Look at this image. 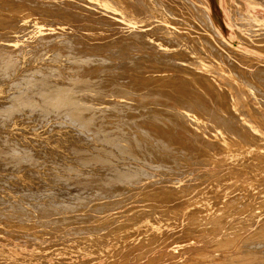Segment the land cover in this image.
<instances>
[{"label":"bare ground","instance_id":"bare-ground-1","mask_svg":"<svg viewBox=\"0 0 264 264\" xmlns=\"http://www.w3.org/2000/svg\"><path fill=\"white\" fill-rule=\"evenodd\" d=\"M36 1L37 0H0V6L4 9V11H6L5 14L7 13L6 19L0 17V32L6 31V35L8 36V34L13 33V25H16V23L14 24V22H17V19H22L23 21H25L27 20V18L31 19L29 17L32 16L35 18V16H37V14L39 13L38 6H36L38 5V3ZM40 1L41 0H39V2ZM87 1H70V5H74V7L71 6L73 12L70 13H75L76 15L78 14L77 16H80L79 14H81V12L82 14L85 12L84 15L89 14L90 16H94L96 14L97 16L95 15V18L97 19V17H100L102 12H104L109 16L105 14L106 16L101 17H108L109 21L108 19L107 21L105 20L106 23H102L105 26L99 25L100 27H98L97 23V26H95V23H91L90 20V23L92 25L94 24V27L92 28L93 30L91 29L92 31H89L90 33L86 34L85 37H87L88 35L90 38L93 36L91 39L97 38L98 40V38H103L105 41L106 36H108V33L110 32V29L109 31L107 30L108 27H112L115 24H125L123 32H125L126 35H124L123 33L121 34L126 36L127 40H139L140 42L139 38H142L144 39L143 41L147 40L146 42L149 43L150 46L148 47L151 49L146 46L147 48L145 47V51H143L144 49L139 50L141 51L139 52V57L137 56L138 53L135 54L133 52L137 56V58L134 57L135 59L133 58V62L131 61L132 63L129 64V66L127 65L128 71L126 73H124L123 71L119 72V70H121L122 68L125 69L124 63V65H121V69L118 67L119 70H115V72H112V74H109L111 72H108V74H105L104 72L102 73V69L101 73H99L98 71V75L93 76V78L97 77L95 81L97 85L99 84V86H101L103 90H106V92H101L107 93L109 94V96L100 95L99 97L97 94V96L94 95L93 91L95 89L92 90L91 88L92 86H94V83L91 82L94 81L93 79L82 81L86 85H84L85 87L81 85L80 88H86L85 90H87L86 93L88 94L84 99V97H82L80 94H77L79 93L77 91L76 95H78V98L81 96V100L72 99V96L70 95L72 94L70 93V89L69 91L67 90L58 94L56 93L50 100L43 99L44 97L42 98V94H40V99L42 98L41 100L38 99L37 101H31V98L29 99L28 95H33L37 87H29L30 89H28V92H25L24 96L21 97V99L23 98V100L20 99L21 103L24 102L23 104L28 105L33 103L38 105L40 104L39 107L42 113H45L46 109L44 110V108H47L48 110L54 109V111H56L57 109L63 110L56 112L57 114H59V116L64 115V113L66 112L71 113L73 115V118L82 116V118L80 119L81 121L77 120L79 119L78 117L76 119L74 118L75 120H71L69 122V124L71 123V126L69 125V128H67L66 131H63V134H65L66 136L69 135V137H74L77 142L84 141L85 143L88 142L89 144H91L90 141H93L97 142L99 145L97 147H93L95 145L94 144L92 145V147L91 145L89 147L88 144H85V146L81 144L75 145V143H73L74 146H64L69 147L68 149L69 151L72 150V153L73 151L81 150L87 155L86 158L81 157L83 158L84 166L87 167H84L83 170L80 169V171L77 173L74 172L75 174L71 172L73 176L70 177L74 178L73 181H77L76 179H82V181L86 183L85 186H87V189H84L88 190V192L85 191L87 193L74 194V192H72V194L67 191L69 197H60L62 196L61 194L59 196H54V193L56 195L57 192L55 190V192L52 193L53 195L50 194L53 197L51 196L48 199L45 198L46 200L42 199L44 195H41V198L38 194V199L41 198L40 201H35V199L29 201L28 199H26V197H24L27 196L25 195V193L28 195L30 194V196H36V193L34 195H31V191L24 188L26 183H30L32 180L38 179L39 181L46 183L53 189H57L56 187L62 188L64 186L67 189V185H69L70 182L67 183L66 181L70 178H68V176L66 178L61 173H56V170L50 176H47L43 173L41 174V172H39L40 169H37L38 166L35 168L37 164L34 163V154L32 153L30 155L28 154L29 152H22L24 151L23 149H21L19 146L13 145V149L18 150L19 154L17 153V155L15 156L16 159L11 162L12 167L10 169L14 171L13 173L17 176L18 179L14 182L6 181V178L5 180H0V182H2V184L0 183L2 185L0 186V189L2 188L0 190V220L1 218L2 220L9 219L7 220L8 223L10 222L15 227L17 226L18 228H23V230H26V228L29 227L28 225L26 226V222H29L28 219H33V217L37 220H40L43 218L41 216H45V218L43 219L46 222L47 218L52 213L56 212L58 214H62V217L60 215V217L62 218L60 222H67V220L71 218H75L77 220L81 219L80 216L84 214V211H90L89 213L95 212V214L104 212V215L101 216V213L100 215H96V217H92L94 219L89 220L93 222L94 226H96V223H102V225L107 224V226L111 225L110 227L115 228V231H111L113 232V234L106 235V233H108L106 232V236L103 235L104 232H101V230L105 229L103 226V229H97V231H100L101 233H89L85 238L79 239L81 241V244H77V247L72 248L74 249L73 251H68L67 253H69V256L72 252L77 253L76 255H79V253L85 254V252L89 251V249H95L100 252V254H106L105 256L108 259V262L106 264H264V90H262L264 86L263 84H258L260 83L258 82L259 80L256 81L257 78L260 79L261 77H264L261 76L262 74H264V65H262V62L264 61L252 55V53H250L249 55L240 51L236 47H233L230 42L224 38L221 30L216 25L210 14L209 0H188L191 6L194 8V12L190 10L191 18H197V21H199V23L196 25L202 26L204 31L207 33L206 36H203L201 34L203 37H200L199 40H196L195 38L181 39L179 38L180 35H178V32L176 31L178 28L176 29V27H172L173 25L171 24H176L177 21L173 22L175 21L173 20L171 23L170 21L172 18L170 19V15L171 12H176L175 9L178 10L179 7L176 8L177 6L175 7V5L179 4L174 5V3L172 2V6L175 7V9L171 11V9H169L170 6L163 5L161 3V0H101L103 5H101V10L98 7V9L101 11V14L98 15L100 12L98 10L95 11V8L92 10V12H94L95 14H92V8H88V4L91 1ZM184 1L181 0L182 3H184ZM242 1L243 3L237 1L234 5L232 0H227V6L232 16L231 18L238 27V30H236L237 38L242 43L244 42L247 45L249 44L254 46L253 49L255 50L258 49L264 51V18L262 16H256L251 12L252 10H257L258 8L264 10V0ZM32 2H36L37 4L34 5L35 3ZM43 2L41 1V5H43L46 1L44 3ZM51 2L53 3V1ZM57 2L58 1H55V3ZM177 2L178 0L176 1V3ZM60 3L61 1L59 0V4ZM48 4L50 3L48 2ZM59 4L58 6H60ZM186 5L185 7H187ZM92 6L95 7L96 5ZM42 8L41 11L44 12L46 8ZM47 10L48 9H46L45 11ZM49 11L46 12L47 15H49ZM66 12H64L63 10V12L60 14L64 13L63 15H65ZM178 12L176 14H178ZM180 12L182 13V11ZM69 14L66 13L67 17ZM52 15L55 17L54 14ZM57 15L59 14L57 13ZM76 15L74 17L75 19ZM43 17L46 16L44 15ZM72 17L73 16H70V18ZM250 17H253L254 20H251ZM38 18L39 16H37L32 23V25L34 24V30L32 29L34 32L32 31L31 34H33L34 36L37 35L36 33L38 32L37 30L39 29V27L50 28L49 23H45V25L41 22L42 17L40 18L41 21H39ZM55 18L57 19V17ZM79 18L77 20L81 19ZM83 18H85V16ZM88 18L86 15L87 20H89ZM95 18L92 20L96 21ZM176 18L173 17V19ZM156 19L158 20L155 21ZM57 20L58 22L61 21V19ZM71 20L73 21V18ZM98 20L99 19H97V21ZM101 20L103 21L104 19ZM48 21L49 20H47L46 22ZM83 21L85 22L86 20L80 21V24H82ZM102 21L99 20V24ZM187 21H185V23ZM193 21L195 22V20ZM12 22L13 25H11V28L10 23ZM21 22H18L16 26H19V24L22 25ZM25 23L22 25V27L29 24ZM72 24H74V22H72ZM32 25L30 24L31 27ZM61 25L63 24H60V26ZM75 25L77 26V24ZM85 25L87 26V21ZM138 25L141 26L139 27ZM67 26L70 29V25ZM106 26L108 27L105 28ZM118 26L116 25L115 27ZM22 27H20V30ZM62 27H64V25L61 26V28ZM149 27L152 29L150 30ZM183 27L185 26H182L181 28L183 29ZM190 27L186 26V28L188 29H185V31L187 32ZM193 27L194 25L192 26V28ZM61 28H59L58 30H60ZM65 29L62 28V31H65ZM86 29L89 30L90 28L88 29L87 27ZM116 29L118 30V28ZM82 30L81 32H83ZM87 30H85V33ZM193 30L196 31V28ZM70 31L72 30L70 29ZM120 31L122 32V30H119L117 32L120 33ZM22 32H24V30H22ZM114 32H112L114 35L119 36ZM196 32L201 33V31ZM196 32L194 33L197 34ZM13 34L16 35L15 33ZM18 34L17 36L20 35ZM155 34H159L157 36L161 37L162 42L156 39V41L158 40L157 42L159 43V45L153 47L154 44H157L156 41L154 43L151 42V37L153 35L156 36ZM30 37H32V35ZM114 38L116 37L114 36L113 39ZM10 39H12V37ZM95 39L93 41H96ZM124 39L125 38H123V41ZM0 40H2V37L0 38ZM16 40L17 38L13 39V41ZM109 40L110 39L108 38V44L110 43ZM39 41L41 40L39 39ZM89 41L92 42V40L90 39ZM125 41L123 42V44L125 43ZM135 41L132 42H134L135 44ZM143 41L141 40L140 42L142 48ZM148 41H150L151 43ZM115 42L117 41H114V43ZM137 42L138 41H136V43ZM0 43V47H4L6 45L4 44V42ZM130 43L129 45H131ZM117 44V47L121 46L120 43L119 45ZM103 46L106 47L107 45L103 44ZM137 46L134 47H140V45L138 44ZM75 47H72V57H66L67 60L64 63L62 62V65H66V63H69V61L76 62V67H78L77 71L80 72V75H84L85 73H87V69H90L91 67L103 68L105 66L103 65L105 61H108V59H105L107 57L103 58L102 60L96 59L97 61H94L92 59L94 62L92 61L91 63L90 57L87 60L83 61L76 60L77 57L80 56L78 55V52L80 50H76ZM109 47L111 49V46H108V48ZM113 48L115 49V47ZM153 48H158L157 51L161 53H159V55H152L153 51L151 50H153ZM91 49L94 50L95 48ZM49 51H52V49H50ZM157 51L156 53H158ZM129 52L127 53L128 55ZM107 54L106 56L109 55ZM122 54L124 53L122 52ZM166 54L170 55L169 59H167ZM60 55V50L56 49L53 55L55 57V60H58ZM76 55L78 56L75 57ZM100 56L101 58L104 57V55ZM112 56L108 58L112 59ZM25 58L27 57H21L17 60H21L23 63H25L27 62ZM116 60H118V58ZM61 61L62 59L60 60V62ZM162 62H164V68L161 67L163 65ZM115 64H117L115 65L117 67L119 62ZM55 65L56 63L51 66V69L57 70L58 66ZM73 72L76 73V71ZM93 73L92 75L95 74ZM59 74L62 75L61 73ZM77 76L79 77V75ZM82 78L84 77L82 76ZM50 79L54 80L51 77ZM38 80L40 81V79ZM60 81H57L56 83L58 84V82ZM72 81L75 82L74 80ZM41 82L44 83L43 81ZM89 82L91 83L89 84ZM42 83L41 86H43ZM46 83H44V85L48 84L49 87H52L53 85L49 82L47 84ZM70 86L72 87L74 85L72 84ZM57 87L59 88V86ZM84 88L82 90H84ZM110 88L113 90L108 91L107 89L110 90ZM77 89L81 91L79 88ZM51 90H55V88ZM72 90L74 89L72 88ZM90 90H92L95 97L90 96ZM49 91L50 90H47V93ZM74 92H76V90H74ZM95 92L98 93L97 90ZM82 98L84 100H82ZM17 100L18 98L16 99L15 104L12 103L11 105L10 101L12 100L8 101L10 103L6 109L7 113L17 112V104L20 103H17ZM89 108L94 109V111L96 110L97 112L95 114L93 112L91 119H88L90 115H83V111L88 110ZM73 109H78L79 112L76 113V111H74ZM51 111H46V113H51ZM107 111L113 113L114 118L117 117L115 115H118V117H120L118 119L119 123L117 122L118 124L112 122L114 121V119L112 120V118L111 122L105 120L108 119L106 117L108 113ZM99 112L102 113V121H98L101 119H98V116H96L97 114H99ZM10 116H14V114ZM67 120H65V122H68ZM94 121H96L97 124L94 123ZM81 122H83L84 124L82 125ZM91 122L94 123V126L92 124L93 128L96 127L95 124L97 125V127L91 129ZM65 125H67V123ZM87 127L91 130L87 131ZM31 140L33 142L27 145L29 146L28 148L33 151L38 138ZM66 143L70 144L67 141ZM51 148L61 149L60 146L55 147L53 145L51 146ZM11 155L9 154V156ZM90 164H93V166H90ZM48 166L50 167V165ZM68 166L70 167V163ZM192 166L193 168H197L196 171L192 172L191 170L192 173H190L189 169L185 170L186 168ZM59 171L60 170H58V172ZM65 173L68 174V172ZM216 174L220 175L222 178L210 184L207 181L208 178L210 179V177ZM201 180H204V183L202 182V185L199 184L201 183ZM64 181L67 184H65ZM81 182L79 180V183ZM63 184L65 185L63 186ZM103 185L106 186V188L112 193V195L109 196L112 197V199L110 198L111 202H108L110 201L109 198L105 197V191L103 193H99L98 187H101ZM69 187L70 185L68 186V188ZM3 189H9V193H11L12 191L20 194H22L24 191L25 192L23 194V197L19 194V200L17 199L18 201L13 202L14 200L8 201L9 196H12H8L7 190L3 192ZM18 189H21V191L23 192L21 193V191H17ZM57 190H59V188ZM59 191H61V189ZM59 191L57 192L58 194ZM64 192L65 193L63 195L66 194V191ZM17 193H15V195ZM44 193L45 192H43V194ZM48 194H46V197H49L47 196ZM150 200L153 202H151ZM149 201L151 203H148ZM174 202H176L177 204L182 203V205L180 207H172L171 209H169V207L172 206ZM141 203L144 204L143 207H141L142 205L140 206ZM163 208H168V210H164ZM118 211H121V214H117ZM30 214H32L33 217ZM53 215L50 216L52 219ZM55 216H57V214ZM63 216H65V218ZM60 217H57V219H61ZM81 220L83 221V219ZM53 221L54 219L52 220V223ZM6 222L4 221V224ZM34 222L35 221L31 223L34 224ZM84 222H81V224ZM73 223L75 222L72 219V224ZM46 225H50V223H46ZM63 225L66 226V223ZM106 228L109 229V226ZM82 230H84V228ZM2 234H5V232ZM92 253H94V255H97V253L95 252ZM67 255L68 254H66V256ZM89 255L91 256L92 254ZM38 256L41 257L40 259L42 260L45 258H43V256H40L39 254ZM86 256L88 255L86 254ZM4 257L3 260H5ZM80 257L82 256L80 255ZM7 258L6 260H8ZM77 258H79V256H77ZM62 260L64 261V259ZM20 261L21 259L18 262H15V264L20 263ZM29 261L30 259L26 258L23 262H25L24 264H29ZM60 261L57 260V263H59ZM89 261L84 263L79 262V264H89ZM96 262H94V264ZM11 263L12 262H9V264Z\"/></svg>","mask_w":264,"mask_h":264},{"label":"rangeland","instance_id":"rangeland-1","mask_svg":"<svg viewBox=\"0 0 264 264\" xmlns=\"http://www.w3.org/2000/svg\"><path fill=\"white\" fill-rule=\"evenodd\" d=\"M17 1V0H16ZM22 1H27V0H22ZM35 1V0H34ZM42 2H43V0H41ZM41 1L39 2V0H37L36 2L38 3V5H36L37 3L36 2H32V3H35L34 5H36V6H38V14H37V16H39V21H41L43 24H48L49 23V25H50V28H43V27H39V29L37 30L38 32L35 34L36 36H34L33 34H31L32 33V31L34 30L33 28V26H34V24L32 25V23H33V20H35V18L37 17V16H35V18L33 19L32 17H29V18H31V19H28L27 18V20H25V21H23L22 19L21 20H18L17 19V22H14V24L16 23V25H17V23L19 22H21L22 23V25L25 23V22H27V23H25V24H28V25H24L23 27H22V25L21 24H19V26L20 27H22L21 28V30H20V27L19 26H16V25H13V22L12 23H10V26L11 25H13L14 26V28L12 29V32L13 33H15L16 35H14L13 33H10V34H8V36L6 35V31L5 32H3V31H1L0 32V38L2 37V40H0V42H4V44H6L4 47H0V77H1V79H0V136L2 137H0V180H5V178H6V181H10V182H14V181H16L18 178H17V176L13 173L14 171L12 170V169H10L11 167H12V163L11 162H13V160H15L16 159V155H17V153L19 154V151L18 150H15V149H13V145H15V146H19L21 149H23L24 151H22V152H29L28 154H34V163H36V164H34V165H36L35 166V168L37 167V169L39 170V172H41V174L43 173V174H45V175H47V176H50V175H52L53 173H54V171L56 172V173H61L63 176H65L66 178H67V176H68V178H70V177H72L73 175H72V173H77V172H79L80 171V169H82L83 170V168L84 167H87V166H84V164H83V158H81V157H87V155H86V153L85 152H82L81 150V152L80 151H73V153H72V150H70L69 151V147H64V146H68V145H73L74 146V144L73 143H75V145H79V144H81V145H87L88 144V146L90 147V145H91V147H92V145H94L93 147H97L99 144L97 143V142H93V141H90V143L91 144H89L88 142H82V141H76V139L74 138V137H72V136H70L69 137V135L68 136H66L65 134H63V131H66L67 130V128H69V125L71 124H69V122L71 121V120H75L77 117L79 118V119H77V120H79V121H81L80 119L82 118V116L80 117V116H77V117H74L73 118V115L71 114V113H68V112H66V113H64V115H60L59 116V114H57L56 112L57 111H63V110H56V111H54V109L51 111V110H48L47 108H44V110H45V113H46V111H51V113H42V111H40L41 109H40V107H39V105L38 104H35V103H33V104H23L24 102H20L21 100H23V98L21 99V97L22 96H24V94H25V92H28V89H30V88H35V87H37L36 89H35V91H34V94L33 95H28V98L30 99L31 98V101L32 100H34V101H37L38 99L39 100H41L43 97V99H45V100H50L51 98H53V96L57 93H61V92H65V91H69L70 89V93H74L73 95L72 94H70L71 96H72V99H76V100H81L80 98H81V96L82 97H84V99H85V97H86V95L88 94V93H86V91L87 90H85L86 88H84L85 86L84 85H86L85 83H83L82 81L84 80V81H86V80H88V79H93L94 81H91L92 83H94V86H92L91 88H92V90H94L93 92H94V95H98L99 97H100V95H102V96H109V94H107V93H103V92H101V91H104V92H106V90H103L102 88H101V86H99V84L97 85V83L95 82L96 81V79H97V77H94L93 78V76H97L98 74H97V72L99 71V73H101V71H102V69H103V71H102V73L104 72L105 74H108V72H111V73H109V74H112V72L114 73L115 72V70H119V68L121 69L122 68V66L121 65H124V63H125V69L124 68H122L121 70H119V72L121 71H123L124 73H126L127 71H128V69H127V67L129 66V64H131L132 62H133V58L135 57V58H137V56L139 57V52H141V51H139V50H143V51H145L146 49H145V47L147 46H149V43H147L146 41L147 40H145V41H143L144 39H142V38H139L140 39V42H141V40L143 41L142 42V46H143V48L141 47V44H140V42H139V40H136V41H138L137 43H136V41L135 40H130L129 41V39L127 40L126 38V36H124V35H126V33L125 32H123L124 30V28H125V24L123 25H121V24H115V25H113L112 27H108V26H106L105 28H107V30L109 31V29H110V32L108 33L109 35L108 36H106V38H105V41L107 42L108 41V38L110 39L109 40V44H108V42L106 43L105 41H104V39L103 38H98V40H97V38L95 39L96 41H93L94 39H91L88 35H87V37H85L86 36V34H88V33H90L93 29V27H94V24L92 25L91 23H95V26H97L98 25V27H100L99 25H104V24H102V23H106V21H107V19H108V17H101V16H109L108 14H106V13H104V12H102V14H101V5H103L102 4V2H101V0H89V1H87V0H83V1H87V2H90L89 4H88V8L89 9H91V12H92V10L94 9L95 11H99L97 14L98 15H100V17H97V19H99L100 21H102L101 19H104L102 22H100V24H99V20L97 21V19L95 18L97 15L94 13V12H92V14H95L94 16H90L89 14H86L87 15V18L89 19V20H87L86 19V15H84L85 14V12L82 14V12H81V14L83 15H81V14H79L80 16H77L75 13H70V12H73L72 10V8H71V6H73L74 7V5H70L71 4V2L70 1H72V0H63V2H62V0H60L61 1V3H62V5H61V3L59 4V0H44V4L43 5H41L42 3H41ZM51 1H53V3L51 2ZM55 1H58L57 3H55ZM69 1V2H68ZM78 1V0H77ZM160 1V0H159ZM176 1L177 0H170V2H169V0H161V3L163 4V5H166V6H170L169 7V9H171V11L172 10H174L175 9V7L176 8H178V10H176L175 9V11L176 12H171V15H170V19H171V23H172V21L173 20H175V21H173V22H178V21H183V22H176V24L175 23H173V24H171V25H173L172 27H176V31L178 32L177 34L178 35H180V37L179 38H181V39H185V38H192V39H196V40H199V38L200 37H203V36H206L207 35V33L204 31V29H203V27L202 26H200V25H196V24H198L199 23V21H197L198 19L196 18H191V15H190V10H192V12H194V8L191 6V4H190V2L188 1H184V0H182V1H184V3H182L181 2V0H178V2L176 3ZM237 1H239V2H241V3H243V1L242 0H232V2L234 3V5L236 4L235 2H237ZM48 2L50 3V4H48ZM67 2V3H66ZM94 2V3H93ZM99 2V3H98ZM169 2V3H168ZM174 3V5L175 4H179V5H175V7H173L172 5H173V3ZM179 2H181V3H179ZM64 3V4H63ZM66 3V4H65ZM69 3V4H68ZM186 3H187V5H186ZM209 3H210V14H211V16H212V18H213V20H214V22L216 23V25L219 27V29L221 30V33H222V35L224 36V38L226 39V40H228L229 42H230V44L233 46V47H236L237 49H239L240 51H242V52H244V53H246V54H249L250 55V53H252V55H254V56H256V57H258L260 60H263L264 61V51H262V50H255V49H253V47L254 46H252V45H247L246 43H242L238 38H237V33H236V30H238V27L236 26V24L233 22V20H232V16H231V13H230V10H229V8H228V6H227V0H209ZM53 4V5H52ZM58 4L60 5V6H58ZM181 4V5H180ZM41 7H40V6ZM45 5V6H44ZM50 5H51V7H50ZM57 5V6H56ZM92 5H96L95 7H93ZM185 5L187 6V7H185ZM47 6V7H46ZM53 6V7H52ZM69 8H71V9H69ZM182 6H184V7H182ZM190 7V9H189V7ZM40 7V8H39ZM43 7V8H42ZM44 7L46 8V9H48L47 11H49L50 13H48L49 15H47L46 14V12L47 11H45L44 10V12H42L41 11V8L42 9H44ZM49 7V8H48ZM58 7V8H57ZM65 7V8H64ZM67 7V8H66ZM98 7H99V9H98ZM171 7H173V8H171ZM50 8H52V9H50ZM64 8V9H63ZM182 8H184V9H182ZM191 8H193V9H191ZM0 9H1V13H2V15H1V13H0V17H2L3 19H6V14H5V12L6 11H4V9L0 6ZM2 9H3V12H2ZM53 9H55V10H53ZM57 9V10H56ZM64 10V12H66L67 10V14H69L70 16H73L72 18H73V21L71 20L72 18H70V16L68 15V17H67V15H66V13H65V15H63V14H60V13H62L63 12V10ZM62 10V11H61ZM182 11V13L180 12V11ZM188 11V12H185V11ZM54 11V12H53ZM56 11V12H55ZM59 11V12H58ZM179 11V12H178ZM178 12V14H176ZM254 15H256V16H262L263 18H264V10H262V9H260V8H258L257 10H252L251 11ZM44 13V14H43ZM54 14L55 15V17H57V19H61V23L60 22H58V20L52 15V14ZM56 13V14H55ZM57 13L59 14V15H57ZM175 13V14H174ZM180 13V14H179ZM189 15H188V14ZM4 14V15H3ZM91 14V15H92ZM106 14V15H105ZM174 16H173V15ZM182 14V15H181ZM186 14H187V16H186ZM41 15V16H40ZM46 16V17H43V16ZM61 15V16H60ZM75 15H76V19L74 18L75 17ZM89 15V16H88ZM85 16V18H83ZM184 16V17H183ZM253 16V15H252ZM42 17V19L40 20V18ZM51 17H52V19H51ZM58 17H60V18H58ZM81 19H80V18ZM93 17V18H92ZM173 17H177L176 19H173ZM186 17V18H185ZM47 18V19H46ZM55 18V19H54ZM67 18H69V19H67ZM80 19V20H77V19ZM91 18V19H90ZM96 19V21L95 20H92V19ZM183 18H185V19H182ZM189 18V19H188ZM251 18V20H254V18L253 17H250ZM64 21H63V20ZM75 19V20H74ZM192 19V20H191ZM28 20H30L31 21V23H30V21H28ZM44 20V21H43ZM47 20H51L50 22L48 21V22H46ZM77 20V21H76ZM82 20H86L87 21V26L85 25L86 24V21L84 22H82V24H80L81 22L80 21H82ZM90 20H91V23H90ZM106 20V21H105ZM118 20H120V19H118ZM158 19H156L155 21H157ZM189 22H188V21ZM193 20H195V22L193 21ZM69 21V22H68ZM70 21H71V24H72V22H74V24H70ZM108 21H109V19H108ZM185 21H187L186 23H185ZM197 21V22H196ZM53 22V23H52ZM55 22V23H54ZM63 22V23H62ZM68 24H67V23ZM76 22V23H75ZM35 23V22H34ZM63 24L64 25V27H62L63 29H65L66 27V29H69V27L67 26V25H70V29L72 30V31H70V29L69 30H66L65 29V31L63 30L62 31V28H61V26H63V25H61L60 26V24ZM96 23H97V25H96ZM191 23V24H190ZM30 24L32 25V27L30 26ZM45 24V25H46ZM66 24V25H65ZM75 24H77V26L75 25ZM90 24V25H89ZM181 24H182V26H185V27H183V29L181 28L182 26H181ZM184 24V25H183ZM186 24V25H185ZM188 24H189V26H188ZM54 25V26H53ZM56 25V26H55ZM79 25V26H78ZM89 25V26H88ZM118 26V27H115V26ZM194 25V27L192 28V26ZM54 28H53V27ZM66 26V27H65ZM73 26H75V27H73ZM82 26V27H81ZM83 26H84V28H85V26H86V28L88 27V29L89 30H87L86 28L84 29L83 28ZM92 26V27H91ZM105 26V25H104ZM123 28H122V27ZM139 27L141 26V25H138ZM180 26V27H179ZM186 26L187 27H190L189 28V30L186 32L185 31V29L187 30L188 28H186ZM31 27V28H30ZM78 27V28H77ZM152 27V26H151ZM11 28H12V26H11ZM59 28H61L60 30H58ZM77 28V29H76ZM84 29V30H82V29ZM116 28H118V30L116 29ZM121 28V29H120ZM153 28V27H152ZM152 28H150L149 27V29L151 30ZM181 28V29H180ZM196 28V31H201V33L200 32H196L195 30H193V29H195ZM16 30V32H15V30ZM25 29H27V30H25ZM29 29V30H28ZM33 29V30H32ZM41 29V30H40ZM52 29V30H51ZM54 29V30H53ZM92 29V30H91ZM180 29V30H179ZM22 30H24V32H22ZM74 30V31H73ZM78 30V31H77ZM81 30L83 31V32H81ZM85 30H87L86 31V33H85ZM116 30V31H115ZM119 30H122V32L120 31V33H118L117 31H119ZM192 30V31H191ZM19 31V32H18ZM21 31V32H20ZM26 31V32H25ZM41 31V32H40ZM69 31V32H68ZM80 31V32H79ZM90 31V32H89ZM107 31V32H108ZM115 31V32H114ZM3 32V33H2ZM34 32V31H33ZM64 32V33H63ZM65 32H67V33H65ZM112 32H114L115 34H117V35H119V36H116V35H114ZM193 32V33H192ZM194 32H196L197 34H195ZM2 33V34H1ZM20 35H19V34ZM83 33V34H82ZM121 33H123V34H121ZM186 33V34H185ZM192 33V34H191ZM199 33H200V35H199ZM206 33V34H205ZM14 36H13V35ZM17 34L19 35V36H17ZM32 35V37H30L31 35ZM59 34V35H58ZM78 34V35H77ZM122 36H121V35ZM188 34V35H187ZM203 36H202V35ZM205 34V35H204ZM11 35V36H10ZM30 35V36H29ZM41 37H40V36ZM43 35V36H42ZM111 35H112V37H111ZM116 37V38H114L113 39V37L114 36ZM156 36H152L151 37V39L152 40H154V41H152L151 40V42H155L156 41V39H158L160 42H162V40H161V37L160 36H157V35H159V34H155ZM187 37H186V36ZM38 36V37H37ZM45 36V37H44ZM63 36V37H62ZM77 36V37H76ZM195 36V37H194ZM4 37V38H3ZM8 37V38H7ZM12 37V39H10V38ZM14 37V38H13ZM23 37V38H22ZM153 37H154V39H153ZM156 37V38H155ZM198 37V38H197ZM209 37V36H208ZM17 38V40L16 41H13V39H16ZM22 38V39H21ZM30 38V39H29ZM34 38V39H33ZM48 38V39H47ZM78 38V39H77ZM88 38V39H87ZM123 38H125L126 39V41H127V43H126V41H125V39H124V41H125V45L123 44ZM19 39V40H18ZM38 39V40H37ZM39 39L41 40V41H39ZM73 39V40H72ZM83 39H84V41H83ZM89 39L90 40H92V42H90L89 41ZM99 39H101V40H99ZM111 39H113V40H111ZM118 39V40H117ZM121 39V40H120ZM61 40V41H60ZM79 40V41H78ZM83 41V43H82V41ZM157 40V41H158ZM13 41V42H12ZM33 42V44H32V42ZM34 41H36V42H34ZM39 41V42H38ZM42 41H43V44H42ZM58 43H57V42ZM81 41V42H80ZM90 42V43H88V42ZM100 41V42H99ZM103 41V42H102ZM114 41H117V42H115L114 43ZM119 41H121V42H119ZM123 41V42H122ZM129 41V42H128ZM132 41H135V44H134V42H132ZM156 41V42H157ZM8 42V43H7ZM113 42V43H112ZM120 43L121 44V46L119 47V49H118V47L116 46V44L117 43ZM131 42V43H130ZM148 42H150V41H148ZM150 42V43H151ZM31 43V44H30ZM68 43V44H67ZM77 43H80V44H77ZM85 43H87V44H85ZM96 43V44H95ZM119 43L117 44V45H119ZM129 43L131 44V45H129ZM152 43V44H153ZM1 44V43H0ZM38 44V45H37ZM55 44H56V48H55ZM60 44H62V45H60ZM84 44V45H83ZM89 44V45H88ZM91 44V45H90ZM94 46H93V45ZM103 44H105V45H107L106 47L105 46H103ZM137 44L138 45H140V47L139 48H137L138 46H137ZM238 44V45H237ZM29 45V46H28ZM96 45H97V48H96ZM123 45V46H122ZM156 45H159V43L157 42V44H154V46L153 47H156ZM76 46V47H75ZM78 46V47H77ZM91 46V47H90ZM93 46V47H92ZM103 46V47H102ZM108 46H111V49H110V47L108 48ZM134 46H137V47H134ZM7 47V48H6ZM75 47L76 48V50H80L78 53V55H80V56H78V55H76L75 57H77V59L76 60H81V61H83V60H87L89 57H90V59H91V61H90V63L94 60V61H97L98 59L100 60H102L103 58H105V57H107V58H105L106 60L108 59V61H105V63L103 64V65H105L103 68H99V67H91L90 69L88 68L87 69V73H85L86 74V76H85V74L84 75H80V72H78L77 70V68L78 67H76V62H70L69 61V63H66V65H62L64 62H66V57H72V50H73V48ZM83 47V48H82ZM89 47H90V49H89ZM98 47H99V50H98ZM113 47H115V49L113 48ZM133 47V48H132ZM146 47V48H147ZM150 47V46H149ZM148 47V48H149ZM158 47V46H157ZM47 48V49H46ZM60 48V49H59ZM91 48H95L94 50L93 49H91ZM101 48V49H100ZM121 48V49H120ZM132 48V49H131ZM256 48V47H255ZM25 49V50H24ZM28 49V50H27ZM45 49V50H44ZM50 49H52V51H49ZM54 49V50H53ZM56 49H58V50H60V52H61V55L59 56V61L56 59L55 60V57L53 56L54 55V51L56 50ZM70 49V50H69ZM82 49V50H81ZM104 49V50H103ZM117 49V50H116ZM124 49V50H123ZM134 49V50H133ZM138 49V50H137ZM149 49H151V48H149ZM2 50V51H1ZM32 51V53H31V51ZM90 50H93V51H90ZM120 50H121V53H120ZM154 50H158V48L156 49V48H153V50H151V51H153L152 52V55H159V53H161V52H158V53H156V51H154ZM34 51V52H33ZM83 51V52H82ZM90 51V52H89ZM103 52V54H102V52ZM107 51V52H106ZM116 51V52H115ZM126 51V52H125ZM130 51V52H129ZM132 51V52H131ZM136 51V52H135ZM17 52V53H16ZM19 52V53H18ZM98 52V53H97ZM100 52H101V54H100ZM109 52V53H108ZM112 52V53H111ZM118 52V53H117ZM122 52L124 53V54H122ZM129 52V55L127 54ZM137 54V56L134 54ZM149 52V51H148ZM31 53V54H30ZM53 53V54H52ZM110 55V56H112V59L111 58H108V57H110L108 54ZM120 53V54H119ZM151 53V52H150ZM156 53V54H155ZM19 54V55H18ZM31 56H30V55ZM82 54V55H81ZM85 54V55H84ZM97 54V55H96ZM106 54L108 55V56H106ZM127 54V55H126ZM131 54V55H130ZM134 54V55H133ZM3 55V56H2ZM24 55V56H23ZM30 57H29V56ZM67 55V56H66ZM100 55H104V57H102L101 58V56ZM115 55V56H114ZM116 55H117V57H116ZM121 55H122V57H121ZM19 56V57H18ZM51 56H53V57H51ZM82 56V57H81ZM96 56V57H95ZM9 57V58H8ZM21 57H27V58H25L26 59V61L27 62H25V63H23L21 60H17L18 58H21ZM33 57V58H32ZM47 57V58H46ZM81 57V58H80ZM92 57V58H91ZM166 57H167V59H169L170 58V55L169 54H166ZM7 58V59H6ZM118 58V60H116ZM128 58H130V59H128ZM134 58V59H135ZM38 59V60H37ZM48 59V60H47ZM62 59V61L60 62V60ZM65 59V60H64ZM71 59V58H70ZM93 59V60H92ZM97 59V60H96ZM116 61H115V60ZM128 59V60H127ZM132 59V60H131ZM53 60V61H52ZM115 62H114V61ZM130 60V61H129ZM19 61V62H18ZM54 61H55V63H56V65L58 66V68H57V70L56 69H51V66L53 65V64H55L54 63ZM93 61V62H94ZM113 61V62H112ZM132 61V62H131ZM41 62V63H40ZM58 62V63H57ZM63 62V63H62ZM68 62V61H67ZM108 62V63H107ZM119 62V64H118V66L116 67L115 65H117V64H115V63H118ZM128 62H130V63H128ZM165 62H166V60H165ZM10 63H12V64H10ZM23 63V64H22ZM50 63V64H49ZM52 63V64H51ZM78 63V62H77ZM109 63H111V64H109ZM164 62H162V64H163ZM95 64V63H94ZM113 64V65H112ZM13 65V66H12ZM23 65V66H22ZM24 65H26V66H24ZM55 65V66H56ZM59 65H61V66H59ZM102 65V66H103ZM128 65V66H127ZM262 65H264V62H262ZM63 66V67H62ZM66 67V68H65ZM119 67V68H118ZM124 67V66H123ZM162 68H164L165 67V65L163 64L162 66H161ZM43 68V69H42ZM45 68V69H44ZM53 68V67H52ZM71 68V69H70ZM99 69V70H97V69ZM110 68V69H109ZM118 68V69H117ZM12 69V70H11ZM69 69V70H68ZM104 69H105V71H104ZM127 69V70H126ZM3 70V71H2ZM17 70V71H16ZM91 70V71H90ZM94 70V71H93ZM96 70V71H95ZM10 71V72H9ZM60 71V72H59ZM73 71H76V73H74ZM90 71V72H89ZM20 72V73H19ZM37 72H38V74H37ZM56 72V73H55ZM96 74H94V73ZM118 72V71H117ZM2 73V74H1ZM24 73H26V74H24ZM59 73H61L62 75H60ZM78 73V74H77ZM89 73H90V75H89ZM92 73L94 74V75H92ZM7 76H5V75ZM27 74H28V76H27ZM31 74V75H30ZM35 74V75H34ZM40 74H41V76H40ZM57 74V75H56ZM64 74V75H63ZM88 74V75H87ZM9 75H10V77H9ZM60 75V76H59ZM72 75V76H71ZM77 75H79V77L77 76ZM4 76V77H3ZM50 76L51 78H53L54 80H52V79H50V77L48 78V77ZM59 76V77H58ZM67 76V77H66ZM74 76V77H73ZM82 76L85 78H82ZM261 76H264V74H262ZM35 77H37V78H35ZM41 77V78H40ZM65 77V78H64ZM260 77V76H259ZM20 78H22V79H20ZM47 78V79H46ZM67 78V79H66ZM79 78H82V79H79ZM6 79V80H5ZM29 81H28V80ZM38 79H40V81L38 80ZM49 79V80H48ZM55 79H57V80H55ZM63 80V81H60V80ZM67 81H66V80ZM69 79V80H68ZM261 79V80H260ZM257 78V80L256 81H258V82H260V83H258L259 85H262L263 84V86H264V77H261V78ZM1 80H3V81H1ZM11 80V81H10ZM32 80H34V81H32ZM45 80V81H44ZM72 80H74L75 82H73ZM27 81V82H26ZM37 81V82H36ZM41 81H43L44 83H46L47 81L51 84H53L52 85V87H49V85L47 84V85H44V83H42ZM52 81V82H51ZM57 81H60V82H58V84L56 83ZM67 83H66V82ZM11 82V83H10ZM21 82V83H20ZM72 82V83H71ZM82 84H81V83ZM91 82H89V84L91 83ZM27 83V84H26ZM39 83H40V85H39ZM41 83L43 84V86H41ZM55 83V84H54ZM61 83V84H60ZM69 83H71V84H69ZM77 83V84H76ZM8 84V85H7ZM14 84V85H13ZM21 84H23V85H21ZM35 84V85H34ZM64 84V85H63ZM74 85V86H70V85ZM78 84H79V86H78ZM19 85V86H18ZM26 85V86H25ZM32 85H34V86H32ZM37 85V86H36ZM59 86V88L57 87V86ZM62 85H63V87H62ZM84 86V87H81L80 88V86ZM39 86V87H38ZM47 86V87H46ZM51 86V85H50ZM68 86H69V88H68ZM98 86H99V90H98ZM15 87V88H14ZM30 87V88H29ZM42 87V88H41ZM67 87V88H66ZM71 87V88H70ZM76 87V88H75ZM94 87V88H93ZM97 89H96V88ZM20 88V89H19ZM44 88H45V90H44ZM54 89L55 88V90H57V91H55V90H51V89ZM72 88L74 89V90H76V92H74V90H72ZM77 88H79L81 91H79ZM84 88V90H82ZM102 90H101V89ZM26 89H27V91H26ZM50 90L48 93H47V90ZM63 89V90H62ZM92 90H90L91 92H90V96H93V97H95L94 95H93V92H92ZM97 90V92L98 93H96L95 91ZM108 91H112L113 89H111L110 88V90L109 89H107ZM262 90H264V88L262 89ZM44 91H45V93H44ZM53 93H52V92ZM55 91V92H54ZM77 91L79 92V93H77ZM22 92V93H21ZM35 92H36V94H35ZM81 92V93H80ZM43 93H44V95H43ZM76 93L79 95H81L79 98H78V95H76ZM100 93H102V94H100ZM40 94H42V98L40 99V97H41V95ZM19 95V96H18ZM36 95V96H35ZM40 95V96H39ZM96 95V96H97ZM115 95V94H114ZM35 96V97H34ZM51 96V97H50ZM39 97V98H38ZM15 98V99H14ZM18 98V100H17V103L18 102H20L19 104H17L18 105V107H17V112L16 113H7V107L9 106V103H10V105L12 104V103H14L15 104V102H16V99ZM21 99V100H20ZM36 99V100H35ZM83 98H82V100H84ZM10 100H12V101H10ZM8 101H10V102H8ZM33 101V102H34ZM3 102V103H2ZM6 103V104H5ZM22 104V105H21ZM31 105V106H30ZM20 106V107H19ZM33 106V107H32ZM26 107V108H25ZM33 108V109H32ZM39 110H38V109ZM32 109V110H31ZM74 111H76V113L77 112H79V110L78 109H73ZM35 114H34V113ZM81 112V111H80ZM93 112H94V114L95 113H97L96 112V110L94 111V109H91V108H89L88 110H85V111H83V115H86V116H88V115H90L89 116V118L88 119H91V117H92V115H93ZM108 112V111H107ZM54 113V114H53ZM68 113V114H67ZM101 112H99V114H97L96 116H98L97 118L98 119H101V120H98V121H102V118H103V116H102V113L100 114ZM106 113V112H105ZM109 113H111V112H108L107 113V118L108 119H105V120H108V121H112L113 119H114V121H112V122H114V123H119V121H118V119L120 118V117H118V115H115V116H117V117H115L116 119H117V121H116V119L114 118V114L113 113H111V114H109ZM12 114H14V116H10V115H12ZM112 114H113V117H112ZM36 115V116H35ZM44 115V116H43ZM55 115V116H54ZM65 115H66V117H65ZM108 115H110V116H108ZM50 116H51V118H50ZM99 116H101V117H99ZM56 117H58V118H56ZM109 117H110V119H109ZM13 118V119H12ZM63 118H65V119H63ZM70 120H69V119ZM111 118H112V120H111ZM44 119V120H43ZM68 119V120H67ZM57 122H56V121ZM62 120H64V121H62ZM65 120H67L68 122H65ZM61 121V122H60ZM120 121H121V119H120ZM124 121V120H123ZM12 122V123H11ZM3 123V124H2ZM67 123V125H65ZM94 123H96V121H94ZM94 123L93 122H91V125H90V128L91 129H94V128H96L97 127V123L95 124V126L96 127H94L93 128V126H94ZM117 123V124H118ZM54 124V125H53ZM81 124L83 125L84 123L83 122H81ZM92 124H93V126H92ZM29 125V126H28ZM33 125H34V127H33ZM48 125H50V126H48ZM61 125V126H60ZM64 126V127H63ZM66 126V127H65ZM71 126V125H70ZM45 128V129H43V128ZM50 127H52V128H50ZM37 128V129H36ZM88 129V127L86 128V130L88 131H90L91 129ZM10 129V130H9ZM27 129V130H26ZM48 129V130H47ZM55 129V130H54ZM65 129V130H64ZM38 130V131H37ZM50 130V131H49ZM26 131V132H25ZM3 134H2V133ZM42 132V133H41ZM61 132V133H60ZM9 133V134H8ZM37 133V134H36ZM50 133V134H49ZM28 134V135H27ZM43 134V135H42ZM45 134H47V135H45ZM52 134V135H51ZM58 134H61V135H58ZM38 135V136H37ZM49 135V136H48ZM35 136V137H34ZM60 136V137H59ZM64 136V137H63ZM66 136V137H65ZM43 137V138H42ZM49 137V138H48ZM4 138V139H3ZM12 138V139H11ZM19 138V139H18ZM26 138V139H25ZM38 138V140H37V142H36V145L34 146V150L33 151H31V149L30 148H28L29 146L27 145V144H31L33 141L31 140V139H37ZM57 138V139H56ZM60 138H64V139H60ZM72 140H71V139ZM2 139V140H1ZM44 139V140H43ZM70 139V140H69ZM10 140V141H9ZM12 140V141H11ZM58 140V141H57ZM65 140V141H64ZM2 141V142H1ZM47 141V142H46ZM61 141H63V142H61ZM66 141L68 142V143H70V144H67L66 143ZM71 141V142H70ZM75 141V142H74ZM9 142H11V143H8ZM16 142V143H15ZM57 142V143H56ZM78 143V144H77ZM84 143V144H83ZM93 143V144H92ZM8 145V146H7ZM10 145V146H9ZM26 147H25V146ZM48 145V146H47ZM60 146V148L61 149H54V148H51V146ZM85 145V146H86ZM4 146V147H3ZM24 146V147H23ZM45 146H47V147H45ZM87 146V147H88ZM63 147V148H62ZM45 150H44V149ZM46 148H47V150H46ZM12 149V150H11ZM37 149H39V150H37ZM52 149V150H51ZM54 149V150H53ZM41 150V151H40ZM48 150H50V151H48ZM60 152H59V151ZM35 151V152H34ZM69 151V152H68ZM37 152V153H36ZM51 152V153H50ZM36 153V154H35ZM59 153V154H58ZM66 153H68V154H66ZM9 154L11 155V156H9ZM53 155V156H52ZM66 155V156H65ZM8 156H9V158H8ZM60 156V157H59ZM62 156V157H61ZM70 156V157H69ZM6 158V159H5ZM63 158H65V159H63ZM61 159V160H60ZM68 159V160H67ZM12 160V161H11ZM57 160H59V161H57ZM69 161V162H68ZM9 162H10V165H9ZM40 162V163H39ZM43 162V163H42ZM69 163H70V167L68 166L69 165ZM5 164V165H4ZM6 164H8V165H6ZM41 164V165H40ZM50 165V167L48 166V165ZM45 165V166H44ZM93 166V164H90V166ZM7 166V167H6ZM42 166H43V168H42ZM49 168H48V167ZM64 166V167H63ZM47 167V168H46ZM54 169H53V168ZM67 167V168H66ZM50 168H52V169H50ZM67 169V170H64V169ZM69 168V169H68ZM79 168V169H78ZM195 168V169H194ZM193 168V166L192 167H189V168H186L185 170H188L189 169V171H190V173H192V172H194V171H196V167H194ZM2 170V171H1ZM6 170V171H5ZM43 170V171H42ZM48 172H47V171ZM51 170H52V172H51ZM58 170H60L59 172H58ZM185 170H184V172H185ZM191 170H192V172H191ZM2 172V173H1ZM65 172H68V174L67 173H65ZM72 172V173H71ZM6 173V174H5ZM47 173V174H46ZM49 173V174H48ZM64 173V174H63ZM74 173V174H75ZM4 174V175H3ZM12 174V175H11ZM67 174V175H66ZM4 176V177H3ZM3 177V178H2ZM222 177L220 176V175H213L212 177H210V179L208 178V182L211 184V183H214V182H216L217 180H220ZM74 180V178H70L69 180H67L66 182L68 183V182H70L69 183V185H70V187H71V185H72V187L74 188H68V186L69 185H67V189L65 188V184H67L65 181H64V183L65 184H63V186L64 187H62V188H64V189H62V188H60V187H56L57 189L59 188V190L61 189V191H59V190H57V189H53V188H51L50 186H48L46 183H44V182H42V181H39L38 179H35V180H32L30 183H26V184H28V185H26L25 184V189L26 190H30L31 191V195H34L35 193V195L37 196H30V194L28 195V194H26L25 193V195H27V196H24V197H26V199H28L29 201L31 200L32 201V199L34 200L35 199V201H40L41 200V198H42V196H43V200H46L45 198H50L53 194L52 193H54L55 192V190L58 192L59 191V194L56 192V195H55V193H54V196H59L60 194L62 195V196H60V197H64V196H66V197H69V195H68V192H70V193H72V192H74V194H82V193H87L88 192V190H85V189H87V186H85L86 185V183H84V181H82V179H79L80 180V182L81 183H79V180L78 179H76L77 181H72ZM39 182V183H38ZM75 182V183H74ZM77 182V183H76ZM201 183H199V184H203L204 183V180L202 181H200ZM203 182V183H202ZM1 184H2V182H0ZM0 184V186H2ZM33 184V185H32ZM4 186V185H3ZM75 186V187H74ZM104 186V185H103ZM101 186V187H98V190H99V193H103L104 191H105V193H104V195H105V197H107V198H109V200H110V198L112 199V197H109V196H111L112 195V193H111V191H109L107 188H106V186ZM78 187V188H77ZM103 187V188H102ZM29 188V189H28ZM49 188V189H48ZM85 188V189H84ZM100 188H101V190H100ZM2 189V188H1ZM0 189V190H1ZM40 189V190H39ZM52 189V190H51ZM7 189H3L2 191L4 192V191H6ZM33 190V191H32ZM46 190V191H45ZM72 190V191H71ZM75 190V191H74ZM81 191V192H79V191ZM84 190V191H83ZM106 190H108V191H106ZM17 191H21V189H18ZM63 191V192H62ZM64 191H66V194L65 195H63L65 192ZM68 191V192H67ZM76 191H77V193H76ZM85 191H87V192H85ZM10 191H9V189L7 190V194H8V196L9 195H11L12 197H13V199H12V197H10L9 196V199H8V201H13V202H15V201H18L19 199H18V197L20 198V196H22L23 197V194H24V192L23 191H21V193L22 194H20V193H17V192H14V191H12L11 193H9ZM43 192H45L44 194H43ZM49 194H48V193ZM6 193V192H5ZM15 193H17L16 195H15ZM108 193V194H107ZM14 196H13V195ZM19 194H20V196H19ZM38 194L40 195V199H38L39 198V196H38ZM46 194H48L47 196H49V197H46ZM50 194H52V195H50ZM73 194V193H72ZM42 195V196H41ZM103 195V196H104ZM103 196H101V197H103ZM28 197V198H27ZM31 199H30V198ZM33 197V198H32ZM53 197V196H52ZM59 197V198H60ZM37 198V199H36ZM18 199V200H17ZM25 199V198H24ZM25 199V200H26ZM42 200V201H43ZM152 200V199H151ZM150 200V201H151ZM148 202V203H151V202H153V201H151V202ZM108 202H111V200L110 201H108ZM177 202V201H176ZM176 202H174V204L172 205V206H170L169 207V209H171L172 207L174 208V207H180L181 205H182V203H176ZM176 203V204H175ZM147 204V203H146ZM142 205V206H141ZM143 203H141L140 204V206L141 207H143ZM164 210H168V208H163ZM103 211H105V210H103ZM109 211V210H108ZM32 212V211H31ZM30 212V213H31ZM90 212V211H89ZM88 211H84L82 214L83 215H81L80 216V218L81 219H83V221L81 220V219H79V217H78V219L79 220H77V219H75V218H71V219H68L67 220V222L65 221V222H60L61 220H62V214H58V213H56L57 214V216H55L56 214L55 213H52L50 216H52L53 214V219H54V221H53V223H52V218L49 216L48 218H49V222H48V218H47V221L45 222V220L43 219V218H45V216H41V217H43L42 219H40V220H37V219H35L34 217H33V215L32 214H30L32 217H33V219L32 218H30V219H28V221L31 223H33V221H35L34 222V224H30L29 222H26V226L28 225L29 227H27L26 228V230H23V228H18L17 226L15 227L14 225H12L10 222L8 223V221L7 220H9V219H4V217H3V219L4 220H2V218H1V223H0V264H9V262H12L11 264H15V262H18L20 259H21V261H20V263H16V264H21V262H22V264H24L25 262H23V261H25V259L26 258H29L30 259V261H29V264H79V262H88L89 260V264H94V262H96L95 264H106L107 262H108V259L106 258V254L105 253H103V254H100V252H98L97 250H95V249H92V250H90L89 249V251H86L85 252V254L84 253H79V255H76L77 253H74V252H72L71 253V255L69 256V253H67L68 251H73L74 249H72V248H75V247H77L78 245H79V243L81 244V241L79 240V239H81V238H85L86 236H88V234L89 233H94L95 234V232L97 233V232H100V231H97V229H103V226H104V228L105 229H103V230H107L108 228H106V227H108L109 226V229L107 230V231H103V230H101V232H104L103 233V235H105V233L106 232H108V233H106V235L108 234H113V232H111L112 230L113 231H115L114 229L115 228H113V227H110L111 225H108L107 226V224H103L102 225V223H96L95 225L96 226H94V224H93V222L92 221H90L89 219H94V218H92V217H96V215H100L101 213V216L102 215H104L103 213L104 212H99V213H96L95 214V212L94 213H89ZM105 212H107V211H105ZM107 213H109V212H107ZM117 214H121V211H118L117 212ZM60 215H61V217H60ZM54 216H55V218H54ZM57 217H60L61 219H57ZM64 218H65V216H63ZM50 218H51V220H50ZM56 219V220H55ZM72 219L74 220V222L75 223H73L72 224ZM32 220V221H31ZM37 220V221H36ZM44 220V221H43ZM57 220H58V222H57ZM88 220V221H87ZM4 221L9 225V227H8V225L5 223L4 224ZM51 221V222H50ZM80 221V222H79ZM87 223V225H86V223ZM3 222V223H2ZM80 224H79V223ZM81 222H84V223H82L81 224ZM90 222H91V224H90ZM29 223V224H28ZM36 223H37V226H36ZM43 223H45V224H43ZM46 223L47 224H49L50 223V225H46ZM52 223V224H51ZM56 223V224H55ZM66 223V226L65 225H63V224H65ZM68 223V224H67ZM71 223V224H70ZM76 223H78V224H76ZM89 223V224H88ZM5 225V227H4V225ZM13 226H11V225ZM46 225V226H43V225ZM101 224V225H100ZM7 225V226H6ZM42 225V226H41ZM63 225V226H62ZM31 226H32V228H31ZM98 226V227H97ZM101 228H100V227ZM63 227H64V229H63ZM97 227V228H96ZM29 228H31V229H29ZM49 228V229H48ZM56 228V229H55ZM62 228V229H61ZM84 228V230H82ZM90 228H91V230H90ZM53 229V230H52ZM87 229V230H86ZM23 230V231H22ZM61 230V231H60ZM74 230V231H73ZM80 230V231H79ZM92 230H94V231H92ZM96 230V231H95ZM87 231H89V232H87ZM90 231H92V232H90ZM5 232V234H2V233H4ZM15 233V235H14V233ZM71 232H72V235H71ZM76 232V233H75ZM80 232V233H79ZM82 232V233H81ZM100 232V233H101ZM8 233V234H7ZM47 233V234H46ZM49 233H50V235H49ZM67 233H68V235H67ZM70 233V234H69ZM74 233V234H73ZM13 234V235H12ZM87 234V235H86ZM6 235V236H5ZM12 235V236H11ZM41 235V236H40ZM48 235V236H47ZM75 235V236H74ZM85 235V236H84ZM105 235V236H106ZM36 236V237H35ZM54 236V237H53ZM83 236V237H82ZM14 237H16V238H14ZM29 237V238H28ZM33 237V238H32ZM60 238V239H59ZM78 238V239H77ZM78 240V242H77V240ZM3 240V241H2ZM48 240V241H47ZM8 243V244H7ZM78 244V245H77ZM61 246V247H60ZM47 248V249H46ZM61 248V249H60ZM44 249V250H43ZM55 249V250H54ZM72 249V250H71ZM97 251V252H96ZM92 252H95V253H97V255L95 254L94 255V253H92ZM38 254L40 255V256H43V258L45 257H47L46 259L44 258L43 260L42 259H40L41 257H39L38 256ZM66 254H68L67 256H66ZM86 254L88 255V256H86ZM89 254H92L91 256L89 255ZM99 254V255H98ZM2 255V256H1ZM6 255V256H5ZM51 255V256H50ZM80 255L82 256V257H80ZM8 259V260H6V258ZM35 256V257H34ZM77 256H79V258H80V260H79V258H77ZM102 257V258H100V257ZM1 257H2V259H1ZM3 257H4V259L6 260H3ZM11 257V258H10ZM39 257V258H38ZM33 258H35V259H33ZM50 258V259H49ZM98 258V259H97ZM105 258V259H104ZM37 259V260H36ZM62 259H64V261L62 260ZM69 259V260H68ZM77 259V260H76ZM107 259V260H106ZM40 260V261H39ZM46 260V261H45ZM57 260L58 261H60V260H62V261H60L59 263H57ZM94 260V261H93ZM96 260V261H95ZM34 261V262H33ZM63 262V263H62ZM80 263V264H81ZM27 264V263H26Z\"/></svg>","mask_w":264,"mask_h":264}]
</instances>
